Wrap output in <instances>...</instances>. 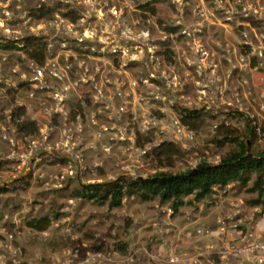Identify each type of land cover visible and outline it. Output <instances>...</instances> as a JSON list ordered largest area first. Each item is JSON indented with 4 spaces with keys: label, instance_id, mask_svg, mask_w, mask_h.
Masks as SVG:
<instances>
[{
    "label": "rangeland",
    "instance_id": "374dc122",
    "mask_svg": "<svg viewBox=\"0 0 264 264\" xmlns=\"http://www.w3.org/2000/svg\"><path fill=\"white\" fill-rule=\"evenodd\" d=\"M203 2L199 7L224 26L214 24L207 37L201 34L193 63L172 65L162 62L159 52L172 46L180 53L186 42L192 45L183 37L191 33L172 38L161 33L173 27L170 15L181 2L127 0L118 7L119 18L107 14L100 19L84 0H0V39L33 36L45 45L42 66L25 51H0L4 264H62L69 258L72 264H172V256L184 259L176 264H255L243 250L264 245V190L262 196L249 192L251 182L214 188L199 202L188 197L177 212L169 203L138 196L125 197L114 209L72 197L81 185L146 179L156 172L180 174L202 162L217 165L235 149L226 141L227 132L244 141L249 152H264V0ZM42 6L54 9L37 18L35 10ZM70 12L75 21L63 16ZM146 12L151 27L143 17L135 20ZM128 14L134 18L127 24L135 30H120L111 39L106 28L113 20L122 25ZM146 28L152 36L142 33ZM151 39L156 43L152 53L142 46ZM93 58L104 60L98 65ZM52 60L66 73L64 82L50 78ZM147 61L149 71H164L167 79L151 81ZM96 67L106 75L102 82L93 75ZM36 69L44 71L42 82L32 81ZM64 84L72 86L65 102L54 101ZM18 108L23 115L16 118ZM179 108L205 112L201 127L189 131L192 138L176 136ZM25 119L34 121L37 130L30 126L29 133H20L17 124ZM164 141L180 150L171 165L152 154ZM42 217L50 219L44 232L26 226ZM119 245H125V254Z\"/></svg>",
    "mask_w": 264,
    "mask_h": 264
},
{
    "label": "trees",
    "instance_id": "16d2710c",
    "mask_svg": "<svg viewBox=\"0 0 264 264\" xmlns=\"http://www.w3.org/2000/svg\"><path fill=\"white\" fill-rule=\"evenodd\" d=\"M53 7H39L35 10L37 18L52 13ZM70 16L71 21H75L77 16L70 12L63 15ZM25 51L28 58L38 66H42L45 61V45L38 37H24L21 40L9 41L0 39V51ZM165 57L169 60V50L166 49ZM22 109L18 108L14 112L16 118L23 115ZM179 119L182 125L189 130H198L204 123L205 112L202 109L179 108ZM36 129L34 121L23 120L17 124L20 133H29V127ZM226 141L234 143L235 149L227 153L217 165L205 162L200 163L196 168L188 169L180 174L168 172H156L146 179H125L120 178L115 182L97 183L81 185L72 192V197L92 201L100 206L107 205L109 209L119 208L125 197L138 196L141 201L157 200L160 204H171L174 212L183 207L185 199L192 197L199 202L210 197L214 188L224 189L230 184L237 183L242 187H247L251 182L249 192L263 194L264 187V152L252 153L244 141L233 137L230 132ZM179 148L172 142L164 141L152 150V154L159 163L162 160L171 165L170 159L179 155ZM7 188H0V194ZM50 225L48 217L32 219L26 226L38 232H44ZM117 250L125 254V245H119ZM10 264V263H8ZM25 264V263H20Z\"/></svg>",
    "mask_w": 264,
    "mask_h": 264
},
{
    "label": "crops",
    "instance_id": "0c3cea01",
    "mask_svg": "<svg viewBox=\"0 0 264 264\" xmlns=\"http://www.w3.org/2000/svg\"><path fill=\"white\" fill-rule=\"evenodd\" d=\"M126 1L127 0H124V3ZM165 1L166 2H169L172 5H174L173 2H178V3L181 2L182 5H180V6L179 5H176V13L170 15L171 21L173 22L174 25H172L173 27H171V28L170 27L167 28V32L166 31L165 32H161V33L165 34L163 36V38H167V34L169 35V37L172 38V37L176 36L178 34V32H179L180 35H182L183 32H188L189 34L191 33V38H187V36H183V35L182 36L183 37H186V39H189V41L192 43V45H190V44H188L186 42L184 44V49L180 53H178L177 51L175 52V48H173L172 46H170V47H164L165 48V51H166V49L169 50V57L170 58H169V60L166 59V57H165V51L164 52L163 51H160L159 52L160 58H161L162 62H165L164 61V59H165V60H167V62L169 64H172V65L175 63V61H176L175 65H177V64H180L181 65L182 62H184V64L186 63L187 65H189L190 63H193L194 62L193 59L191 60V58H192L191 55L194 56V54H193L194 53V50H195V48L197 49V47H198V43H195V42H197V41L199 42L200 41L198 39H200L201 34H203L204 37H207L208 34L212 31V28H215V27H213L214 24L215 25L216 24H219L220 26H224V25H221V22H220L219 18H216L212 13H207L204 10L203 7L202 8L199 7V6H201L204 3L203 0H200V2H197V6L195 7L196 9H193L192 7H193V2H196L197 0H165ZM165 1L164 0H159V4L160 3H163ZM190 4H191V8L188 7V6H190ZM150 10H151L152 13L155 11L153 8H151ZM196 11H197V13H196ZM143 14H144L143 16H141V15L135 16V20L136 19L138 20V19H140V17H143L144 19H146V22L152 23V21L150 20L151 16L148 15L147 12L146 13H143ZM131 18H134L132 14L124 15V23H122V25H119L118 22H115V20H113L111 22L114 23V24L111 23L110 26H109V28L108 29L106 28L105 31L107 32V30H109L108 31V34L109 33L111 34L110 38L111 39H114V34H118V32L120 30L121 31H124V30L125 31L132 30L133 27L131 28L127 24L129 22L128 20L131 21ZM228 21H231V18L230 17H228L226 19V22H228ZM151 25H153V23L150 24L149 27H151ZM133 29L135 30V28H133ZM138 30L139 29L136 28V32H138ZM142 33H148V34H150L152 36V33L153 32H151L150 29L146 28V29L142 30ZM152 40L153 39H151L150 42L148 41L147 42L148 44H146V42L144 43V45L142 44L143 48H145V46H146V48H148L149 49V52H151V53L153 52L152 51L153 50L152 49L153 46L156 44ZM111 44H114V41L111 42ZM115 45L117 46V43H115ZM157 45L163 46L165 44L162 42L161 44H158L157 43ZM107 46H109V45H107ZM93 59L94 60H98V61H96V62H99V63H96L98 65L100 64V62L102 60H104V59H100V58H93ZM146 63H147L146 64V67H147L146 68V72L148 74V75L146 74L147 77H149V75H153L154 74L153 75L154 79L150 78L151 81L157 82L156 80H161V78L167 79L166 78V75H167L166 72H164V71L159 72L157 69H154V67H152L153 69L150 68L151 70L149 71L148 65L151 63V61L150 62L147 61ZM102 64L104 65L105 63H102ZM98 65H96V66L98 67ZM97 67H96V71H94V74L93 75L95 76V78L98 81L102 82L103 79L106 78V75H104V71L101 68L98 69ZM173 69L171 68V73H173L172 72ZM155 76H158L159 79H155ZM54 81H56V80H54ZM113 84L115 86H117L116 85L117 82H115ZM53 100L57 102V100H55L54 97H53ZM64 102L65 101H63L62 103H64ZM0 130L3 131L4 129L1 128ZM246 260L248 261L249 259L246 258ZM0 264H4L1 261V258H0Z\"/></svg>",
    "mask_w": 264,
    "mask_h": 264
},
{
    "label": "built area",
    "instance_id": "2783aa9c",
    "mask_svg": "<svg viewBox=\"0 0 264 264\" xmlns=\"http://www.w3.org/2000/svg\"><path fill=\"white\" fill-rule=\"evenodd\" d=\"M41 3H44L47 0H39ZM85 3H90L92 4L96 9V13L98 18H103L106 17L105 15L107 14H111L113 18H119V14H120V10H119V5H122L124 3V0H84ZM189 35V34H188ZM79 41H83V37L79 39ZM49 67V76L50 78H52L53 80L59 81V82H64V80L67 79L66 73L62 74L61 73V68L58 66V62L55 60H52L51 63H49L48 65ZM70 68L67 66L65 70H69ZM44 79V71L42 69H36L35 71V75L34 78L32 79L33 82H42ZM81 81L85 82L84 77L81 78ZM73 86H77V84H73ZM72 89V86L69 84H64L62 86V93L63 95L56 93L54 95V99L57 100L59 103L63 102V97L64 95ZM33 94H30V97H32ZM51 112V111H48ZM8 119H12V116L8 117ZM175 128H176V136L179 137V139L181 137L183 138H192L193 134L190 133L189 129L182 125L181 123H179L178 121H175ZM4 132H6L4 130ZM1 138L3 140L8 141V143L11 146H14V142L13 140L9 137L7 138V134L6 133H2ZM243 252L246 254H251L253 261L255 262V264H264V245L261 244H249V246H247ZM242 253V252H241ZM222 255V254H220ZM226 255H230L229 252L226 253ZM183 258L182 256H172L169 259V262L172 264H176V263H181L183 262ZM62 264H72V260L66 259Z\"/></svg>",
    "mask_w": 264,
    "mask_h": 264
},
{
    "label": "water",
    "instance_id": "95a60500",
    "mask_svg": "<svg viewBox=\"0 0 264 264\" xmlns=\"http://www.w3.org/2000/svg\"><path fill=\"white\" fill-rule=\"evenodd\" d=\"M137 180H142V178H137Z\"/></svg>",
    "mask_w": 264,
    "mask_h": 264
}]
</instances>
